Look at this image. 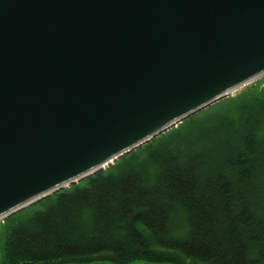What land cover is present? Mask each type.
Instances as JSON below:
<instances>
[{
  "label": "water",
  "instance_id": "water-1",
  "mask_svg": "<svg viewBox=\"0 0 264 264\" xmlns=\"http://www.w3.org/2000/svg\"><path fill=\"white\" fill-rule=\"evenodd\" d=\"M263 75L264 0H0V220Z\"/></svg>",
  "mask_w": 264,
  "mask_h": 264
},
{
  "label": "trees",
  "instance_id": "trees-1",
  "mask_svg": "<svg viewBox=\"0 0 264 264\" xmlns=\"http://www.w3.org/2000/svg\"><path fill=\"white\" fill-rule=\"evenodd\" d=\"M4 223V264H264V83Z\"/></svg>",
  "mask_w": 264,
  "mask_h": 264
},
{
  "label": "rangeland",
  "instance_id": "rangeland-1",
  "mask_svg": "<svg viewBox=\"0 0 264 264\" xmlns=\"http://www.w3.org/2000/svg\"><path fill=\"white\" fill-rule=\"evenodd\" d=\"M264 83V75L258 78L254 83L256 85H261ZM251 85V84H250ZM249 86V85H248ZM241 91V90H240ZM232 96V95H231ZM234 96V95H233ZM228 98V97H227ZM225 99V98H224ZM219 102V101H218ZM215 104V103H214ZM213 105V104H212ZM210 105V106H212ZM209 106V107H210ZM6 219V218H5ZM4 219V220H5ZM4 220H0V264L3 263V258H4V248H5V223Z\"/></svg>",
  "mask_w": 264,
  "mask_h": 264
},
{
  "label": "bare ground",
  "instance_id": "bare-ground-1",
  "mask_svg": "<svg viewBox=\"0 0 264 264\" xmlns=\"http://www.w3.org/2000/svg\"><path fill=\"white\" fill-rule=\"evenodd\" d=\"M106 166V165H105Z\"/></svg>",
  "mask_w": 264,
  "mask_h": 264
}]
</instances>
